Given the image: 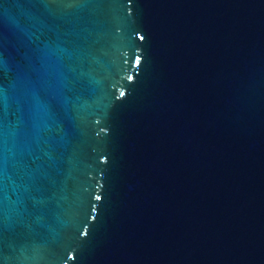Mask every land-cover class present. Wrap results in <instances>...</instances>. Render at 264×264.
<instances>
[{"label": "water", "instance_id": "1", "mask_svg": "<svg viewBox=\"0 0 264 264\" xmlns=\"http://www.w3.org/2000/svg\"><path fill=\"white\" fill-rule=\"evenodd\" d=\"M0 264H264V0H0Z\"/></svg>", "mask_w": 264, "mask_h": 264}]
</instances>
